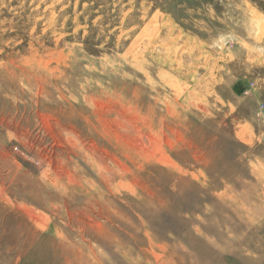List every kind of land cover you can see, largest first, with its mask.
Here are the masks:
<instances>
[{
	"label": "rangeland",
	"instance_id": "374dc122",
	"mask_svg": "<svg viewBox=\"0 0 264 264\" xmlns=\"http://www.w3.org/2000/svg\"><path fill=\"white\" fill-rule=\"evenodd\" d=\"M0 264H264V0H0Z\"/></svg>",
	"mask_w": 264,
	"mask_h": 264
},
{
	"label": "bare ground",
	"instance_id": "6f19581e",
	"mask_svg": "<svg viewBox=\"0 0 264 264\" xmlns=\"http://www.w3.org/2000/svg\"><path fill=\"white\" fill-rule=\"evenodd\" d=\"M45 120V119H44ZM49 122V121H48ZM50 125V124H49ZM47 131V130H46ZM76 131V130H75ZM59 133V132H58ZM78 136V135H77ZM72 142V141H71ZM98 145V144H97ZM92 148V147H91ZM96 149V148H95ZM99 150V149H98ZM51 154V153H50ZM58 154V153H57ZM35 159V158H34ZM75 180V179H74ZM71 182H73V180H72V178H71V180H70V182L69 183H71ZM54 183V182H53ZM107 183V182H106ZM74 200H75V198H74ZM60 201V200H59Z\"/></svg>",
	"mask_w": 264,
	"mask_h": 264
}]
</instances>
